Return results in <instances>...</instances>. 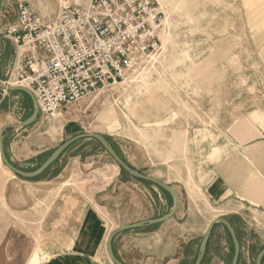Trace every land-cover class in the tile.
Returning <instances> with one entry per match:
<instances>
[{
  "label": "rangeland",
  "instance_id": "1",
  "mask_svg": "<svg viewBox=\"0 0 264 264\" xmlns=\"http://www.w3.org/2000/svg\"><path fill=\"white\" fill-rule=\"evenodd\" d=\"M158 1L164 21L150 56L124 81L65 107L58 119L47 121L39 114L32 125L7 130V157L33 171L69 138L100 133L135 170L160 176L178 191L177 221L181 230L192 229L196 236L191 246L183 244L179 264H194L206 228L216 217L237 227L239 264H256L264 247V207L212 195L201 184L208 178L221 183L224 164L232 156H244L245 145L264 139L256 138L260 131L254 128L261 124L264 136V117L252 113L264 108V0ZM20 3L46 20L58 12V0H0V78L5 83L17 48L1 30L16 19ZM32 111L28 95L0 89V129L25 120ZM68 150L62 163L34 179L15 175L0 157V264L40 263L42 221L63 192L101 205L107 219L119 226L171 209L169 194L124 173L96 140H79ZM68 158L71 163L63 171ZM261 165L264 154L256 169ZM247 169L255 170L253 160ZM262 182L260 196L264 176ZM233 254L230 235L217 225L204 264H231ZM145 264L169 262L151 258Z\"/></svg>",
  "mask_w": 264,
  "mask_h": 264
},
{
  "label": "built area",
  "instance_id": "2",
  "mask_svg": "<svg viewBox=\"0 0 264 264\" xmlns=\"http://www.w3.org/2000/svg\"><path fill=\"white\" fill-rule=\"evenodd\" d=\"M163 21L158 0H58L51 20L20 3L1 30L17 48L7 84L31 89L41 117L56 120L70 104L124 81L158 46Z\"/></svg>",
  "mask_w": 264,
  "mask_h": 264
},
{
  "label": "crops",
  "instance_id": "3",
  "mask_svg": "<svg viewBox=\"0 0 264 264\" xmlns=\"http://www.w3.org/2000/svg\"><path fill=\"white\" fill-rule=\"evenodd\" d=\"M261 23L264 24V21ZM252 113L257 117H264V108L255 109ZM254 128L255 131H260V136L256 138H264L261 124L254 123ZM245 146L248 147L244 156H232L233 158L231 157L224 164L225 177L229 179V182H226L225 177L222 178L221 183L208 178L207 180L210 182L201 185L212 195L224 196L223 199L235 196L240 201L264 207V196H260L264 167L261 165V168L256 169L258 158H262V154H264L262 151L264 139L254 140L252 145ZM68 151L67 149L50 167H53L55 163H62V159L65 158ZM71 160L72 158H68L69 162L66 163L63 171L68 169ZM252 160L255 164V170L247 169ZM229 168H232L231 172H226ZM62 173L64 172L59 173L61 176H58L63 177ZM211 175L213 174L208 176ZM158 177L164 181L160 176ZM232 178H236V180ZM70 181L71 177L67 176V181L64 183L68 185L67 183ZM238 181H240V185L236 183ZM242 184L245 185V188ZM242 188L244 190H240ZM157 197L160 199L164 196ZM103 210L104 207L101 205L88 202L83 196H74L73 192H63L57 196L42 221L39 233L38 252L41 258L39 264H105L109 262L107 239L119 225H113L103 214ZM180 211L178 206L176 214L163 223L131 229L118 234L113 240V248L117 257L125 264H145L151 258L162 263L179 264L183 244L191 246L196 239L194 230H181L182 226L177 221L180 219ZM231 223L235 227L232 221ZM157 226L158 228L153 230ZM222 227L225 229L224 226ZM235 230L238 236L237 227ZM240 260L241 254L239 262Z\"/></svg>",
  "mask_w": 264,
  "mask_h": 264
},
{
  "label": "water",
  "instance_id": "4",
  "mask_svg": "<svg viewBox=\"0 0 264 264\" xmlns=\"http://www.w3.org/2000/svg\"><path fill=\"white\" fill-rule=\"evenodd\" d=\"M0 89H2L3 91H10V92H23L30 97L32 104H33V111L28 118L16 124L6 125L0 129V157H1L3 164L15 175L22 177V178H26V179L37 178L41 176L42 174H44L47 171V169L74 143H76L79 140H83V139H94L113 158V160L118 164V166L122 170H124V172H126L129 176L135 179L153 183L156 186L160 187L161 189H164L165 191H167L169 195L171 196L172 206H171V209L166 214L156 217V218L142 220V221L119 226L118 228H116L114 231L110 233L107 239V249H108L110 261L113 264H125L122 260H120L117 257V255L115 254L114 248H113V240L118 234H120L121 232L127 231V230H131V229H137V228H142V227H147V226H152V225L163 223L171 219L176 214L178 206H179L178 191L173 186L163 182L162 180H160L159 178L155 176L144 174L142 172L135 170L118 154V152L110 144L108 139L100 133L86 132V133L77 134L69 138L68 140L60 144L52 152V154L38 168H36L33 171H25L17 167L16 165H14L8 159L6 151H5L4 139L6 136V132L7 130L11 131L14 129H22V128H26L32 125L39 116V105L37 103V100H36V97L33 91L25 86L9 85L0 78ZM217 224H221L222 226H224L232 239L233 246H234V254H233L231 264L239 263L241 244L237 236L235 227L233 226V224L231 223L229 219L224 218V217H216L210 221V223L208 224L206 228L204 236L199 245L198 254L196 256L194 264H202L204 262L210 236L212 234L214 227ZM263 261H264V247L260 250V252L257 255L256 264H263Z\"/></svg>",
  "mask_w": 264,
  "mask_h": 264
},
{
  "label": "trees",
  "instance_id": "5",
  "mask_svg": "<svg viewBox=\"0 0 264 264\" xmlns=\"http://www.w3.org/2000/svg\"><path fill=\"white\" fill-rule=\"evenodd\" d=\"M10 93H22V94H25V93H23V92H10ZM25 95H27V94H25ZM32 113V112H31ZM48 170V169H47ZM123 172H124V170H122ZM124 173H126V172H124ZM127 174V173H126ZM139 180V179H138ZM140 181H143V180H140ZM143 182H146V183H150V182H147V181H143ZM150 184H153V183H150ZM160 188V187H159ZM161 190H163L165 193H167V194H169L167 191H165L164 189H161ZM171 197V196H170ZM208 247V246H207ZM202 264H204V262L202 263Z\"/></svg>",
  "mask_w": 264,
  "mask_h": 264
}]
</instances>
